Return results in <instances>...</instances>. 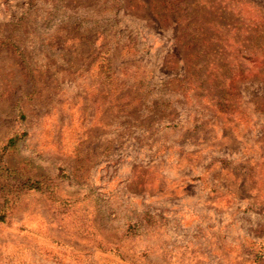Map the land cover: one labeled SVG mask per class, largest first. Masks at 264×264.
Instances as JSON below:
<instances>
[{"label":"rangeland","instance_id":"1","mask_svg":"<svg viewBox=\"0 0 264 264\" xmlns=\"http://www.w3.org/2000/svg\"><path fill=\"white\" fill-rule=\"evenodd\" d=\"M0 264H264V0H0Z\"/></svg>","mask_w":264,"mask_h":264}]
</instances>
